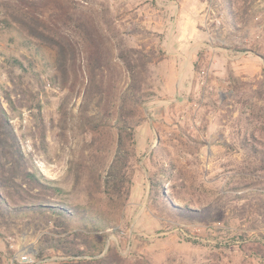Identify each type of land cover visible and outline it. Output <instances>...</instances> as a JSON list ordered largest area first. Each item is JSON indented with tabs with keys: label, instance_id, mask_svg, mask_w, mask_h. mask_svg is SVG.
Returning a JSON list of instances; mask_svg holds the SVG:
<instances>
[{
	"label": "rangeland",
	"instance_id": "374dc122",
	"mask_svg": "<svg viewBox=\"0 0 264 264\" xmlns=\"http://www.w3.org/2000/svg\"><path fill=\"white\" fill-rule=\"evenodd\" d=\"M30 2L0 0V101L30 166L62 189L63 201L109 223L96 232L104 244L98 256L110 253L111 264H264V221L236 209L241 202L220 204L239 181L257 179L238 132L244 114L264 104L254 92L264 73V0ZM17 9L75 47L64 85L53 43L12 22ZM90 44L103 50L104 89L82 111ZM118 47L146 52L154 95L141 105L135 156L112 179L113 122L129 81ZM158 141L173 164L164 188L175 205L200 208L198 219H176L154 199L149 178L157 167L147 154ZM34 223L0 218V264L24 252L33 262L14 264L66 259L53 250L38 258L42 231Z\"/></svg>",
	"mask_w": 264,
	"mask_h": 264
},
{
	"label": "trees",
	"instance_id": "16d2710c",
	"mask_svg": "<svg viewBox=\"0 0 264 264\" xmlns=\"http://www.w3.org/2000/svg\"><path fill=\"white\" fill-rule=\"evenodd\" d=\"M29 1H32V6H36L45 0ZM16 11L12 12L11 21L21 30L27 31V35L41 42L53 43L57 53V71L62 75L58 83L64 85L63 79L76 58L75 47L68 40H58L47 35L39 18L32 15L27 18L18 9ZM87 35L90 39V35ZM90 45L86 56V85L80 103L82 111H86L94 99L98 103L104 89L103 71L106 62L103 61V50L94 44ZM116 56L128 72L129 81L119 95L113 122L117 129V139L116 151L108 168V177L112 179L122 173L127 162L135 156V129L145 120L141 105L154 95L146 82L149 60L146 52L136 47H118ZM254 92L257 98L264 100V73L258 79ZM6 100L11 102L8 96ZM243 121V128L238 132V145L244 152L249 174L257 179L239 181L233 186L234 191L220 204L226 207L241 202L235 206L236 209L241 212L253 211L256 219L264 221V104L258 110L244 114ZM159 145L158 141L147 154V158L157 167L156 172L149 178L154 199L160 208L168 209L176 219H198L202 214L200 208L175 205L172 203L175 195L164 188L168 179L165 173L171 176L168 169L173 164L167 149ZM106 183L109 185V178ZM63 196L59 186L28 163L0 101V218L6 221L19 217L35 222L36 228L42 231L36 253L38 258H44L45 252L53 250L66 258L57 260L55 264H111L110 253L105 252L98 256L103 251L104 244L101 233H96L105 230L109 223L99 213L69 205L62 200ZM185 212L193 215L183 214Z\"/></svg>",
	"mask_w": 264,
	"mask_h": 264
},
{
	"label": "built area",
	"instance_id": "2783aa9c",
	"mask_svg": "<svg viewBox=\"0 0 264 264\" xmlns=\"http://www.w3.org/2000/svg\"><path fill=\"white\" fill-rule=\"evenodd\" d=\"M33 253L27 252V253H21L19 255H15L14 258L11 259V264H14L17 262H23V263H31L33 262Z\"/></svg>",
	"mask_w": 264,
	"mask_h": 264
}]
</instances>
